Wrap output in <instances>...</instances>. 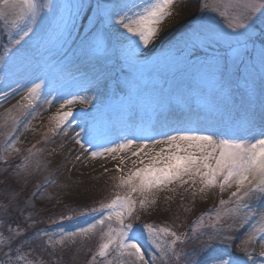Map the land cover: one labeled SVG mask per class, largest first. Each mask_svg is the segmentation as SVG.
Segmentation results:
<instances>
[{"label": "rangeland", "instance_id": "rangeland-1", "mask_svg": "<svg viewBox=\"0 0 264 264\" xmlns=\"http://www.w3.org/2000/svg\"><path fill=\"white\" fill-rule=\"evenodd\" d=\"M80 2L86 7L76 17L71 34L49 37L48 28L56 14L53 6ZM224 2L227 0H177L173 15L166 19L157 38L147 47L141 45L131 60L121 51L126 43L121 33L129 34L114 21L101 26L96 21L95 7L98 3L109 4L115 6L112 11H118L140 0H37L42 7L41 17L32 25L34 31L19 44L13 43L19 39V30L0 20V171L8 170L11 161L18 160L14 178L8 181L14 188L9 190L20 193L15 210L26 219L33 218L26 230H35L20 238V243L33 248L37 263L56 258L66 264H130L134 260L120 257L115 251L105 258L95 256L101 242L99 226L89 235L67 237L101 219L102 212L93 209H100L118 193L125 195L126 187H117L120 177L148 163L144 152L139 156L119 153L113 159L110 154L93 158L92 151L114 146L137 128L151 129L136 143L146 144L145 151L152 149L154 155L161 145L154 146L152 141L165 140L166 135L159 133L175 134L172 129L177 127L190 126L197 134H208L211 129L243 135L236 121L244 117H251L259 126L264 115L261 13L252 17L256 23L247 28V37L242 39L246 41L252 35L255 39L251 43L243 45L241 41L233 47L235 41L229 45L190 39L197 30L232 32L227 26L229 19L240 10L230 9L229 16H223L220 5ZM98 30L106 45L102 54L93 51V36ZM226 47L230 51L222 55L224 58L214 56L202 63L197 60L201 53L214 54ZM5 49L9 50L7 54ZM187 49L194 50L196 57H190ZM219 67L226 70L223 76ZM35 83H41L40 98L26 111L13 109L26 103L22 97ZM235 83L243 96H251L246 102L251 107L231 102ZM80 97L88 102L80 103ZM67 100L74 103L68 105ZM8 109H13L12 115H19L16 125L5 116ZM69 110L72 115L57 127L54 117ZM201 187L197 177L195 183L189 180L153 190L148 195L150 202L143 207L139 204L143 197L132 194L137 203L126 223L133 224L148 264H221L222 260L264 264L260 254L264 251V232L258 230L264 227V195L251 194L242 202L250 208L233 213L231 209L239 203L232 196L235 185L223 191L216 186L202 192ZM221 200L225 201L223 205ZM81 201L94 207L71 214L70 209L77 208L71 204ZM63 210L66 213L59 214ZM163 218L174 231L180 222L196 231L189 230L191 235L180 244L178 233L180 239L172 246L173 251H167L172 237L168 240L161 234L158 243L165 247L164 255L143 227L150 224L167 228ZM6 221H0V237L8 229ZM111 223L118 227L115 220ZM250 235L253 238L249 241ZM62 238L63 243H56ZM7 252V260L0 264H29L17 251Z\"/></svg>", "mask_w": 264, "mask_h": 264}, {"label": "snow or ice", "instance_id": "snow-or-ice-1", "mask_svg": "<svg viewBox=\"0 0 264 264\" xmlns=\"http://www.w3.org/2000/svg\"><path fill=\"white\" fill-rule=\"evenodd\" d=\"M176 2L177 0H140L139 4L133 3L118 11H112L114 5L98 3L95 7L96 21L101 26L112 25L114 21L115 25H119L129 34L124 36L121 33V38L126 41L121 51L131 60L132 55L138 52L141 45L147 47L157 38L166 19L173 15V7ZM85 7L83 2L53 6L56 14L50 22L48 36L70 35L71 28L75 26L76 17ZM220 7L223 9L221 15L226 17L229 16L230 9L240 10L237 15L231 16L229 19L227 26L232 29V32L201 33L197 30L190 37L193 42H224L230 45V42L235 41L239 45L242 39L247 37V28L256 23L252 17L256 16L258 12L264 17V11H262L264 10V0H227ZM41 12L42 7L37 3V0H0V20L19 30V39L14 40V44H19L21 40L29 36V33L34 31L32 25L37 23ZM89 19L91 20L92 17ZM261 23L264 24V19H261ZM93 44L94 52L102 54L106 50L103 34L99 30L93 36ZM233 51L237 52L238 49ZM8 52L9 50L5 49V53ZM262 56H264V51H262ZM132 62L135 63V61ZM40 89L41 83H35L28 88L27 93L22 97L26 103L13 106V109L19 108L21 111H26L40 98ZM4 98L7 99L6 94ZM48 102L51 103V101ZM79 102L87 103L88 101L86 98L80 97ZM65 103L70 105L74 103V100H67ZM61 107L63 108L64 105ZM13 109L6 110L5 116L12 125H16L20 117L12 115ZM71 115V110L58 113L54 117L56 126L59 127ZM236 127L241 129L244 134L221 133L219 130L211 129L208 130V134H197L196 130L187 125L172 129L175 134L161 132L159 134L166 135V139L152 141L154 146L161 145L160 150L154 155L151 154L152 149L145 151L146 144L136 143L138 138L143 139L144 134L151 129L137 128L130 134L124 135L120 142L114 146L92 151L93 158L110 154L113 159L119 153L130 152L132 156H139L141 152H144L148 163L143 164V161H139L143 164L142 167L130 171L127 176L120 177L117 187H126L125 195L118 193L109 203L101 205L100 209H93V211L102 212L101 219L86 228L79 229L78 233H68L67 237L72 238L78 234L89 235L99 226L101 242L95 256L105 258L115 251L120 257L134 258L130 264H136V262L148 264L144 259L142 247L135 238L133 224L126 223V220L132 216L137 203V200L133 198V193L143 197L139 200L140 206L143 207L150 202L148 195L152 194L153 190L177 182L186 184L192 180L195 183L198 177L202 185L200 188L202 192L206 188L216 186L223 191L225 187L230 188L235 185L236 191L232 193V196L239 203L231 209L233 213L250 208L249 205L242 203L246 197L255 193L264 195V115L261 116L258 127L251 117H244L236 121ZM76 143L79 144L80 140L76 139ZM163 145H167V148ZM121 163H123V159H121ZM133 163L137 162L133 161ZM224 203L225 201H220L221 205ZM113 220L118 227L112 226L111 221ZM106 223L107 228L105 229ZM143 227L149 240L162 255L166 254V249L161 243H158L161 234L172 237L167 251H173L172 246L180 239L175 232L166 227L155 228L150 224H145ZM258 230L264 232V227ZM252 238L250 235L249 241ZM56 243H63V238ZM260 254L264 256V251ZM108 264H112V261H108ZM221 264H231V261L222 260Z\"/></svg>", "mask_w": 264, "mask_h": 264}, {"label": "trees", "instance_id": "trees-1", "mask_svg": "<svg viewBox=\"0 0 264 264\" xmlns=\"http://www.w3.org/2000/svg\"><path fill=\"white\" fill-rule=\"evenodd\" d=\"M263 33H264V30H263ZM226 50L227 48L222 50V52H225ZM194 55H195V51L191 50L189 53V56L192 57ZM200 55H206V54L201 53ZM222 73H225V71L222 70L221 75ZM236 87H238V85H236ZM237 90L238 89H235V91ZM16 163H18V160L11 161L12 165L10 164L11 167L8 170L0 171V219L1 220H4V218L7 219L6 221L8 223L7 230L9 231L8 235H6V232H7L6 230L5 233L2 235V237H0V261L4 262L7 260L6 257H8L9 255V252L7 251H9L10 249V250L17 251L19 254L18 256H22L28 259L29 264H66L57 258L51 259V260H44L43 261L44 263L43 262L37 263L36 260L38 259V257L36 253L34 252L33 248L22 245L20 243V238H26L30 236V234L33 233V231L35 230V227H31L30 228L31 230L29 231L26 230L27 228H29L28 226H31L29 223L34 222L33 218L26 219L24 214L19 213V211L15 210L19 203L17 201L18 199H20L19 198L20 193L14 191V193L12 194L11 191L9 190V188H14V185H12V183L10 185L8 181H11L14 178L13 173H14V167L16 166L15 165ZM4 164L6 163H2V165ZM85 203L86 202H82V201L77 204L72 203L71 205H73V207L76 206L77 207L76 209H70L71 206H68L69 209L71 210V214H74L73 212L75 211H81V210L87 211L88 208L94 207V205L92 204H85ZM46 213L47 212H42L41 215L45 214L44 216H47ZM63 213H66V212L64 210L62 212H59V214H63ZM162 220L164 221L163 223L167 225V228H169L171 231L177 233V235L178 233H180L179 236H181V239L180 241H178L179 242L178 244H180L182 240H184L188 235H191L190 233H188L189 230L191 231V233L196 232L195 229L193 228H189L187 226H181V222L178 224L176 230L174 231V229L171 228L170 224L166 222L164 218ZM10 232H12V234ZM166 238L168 240L171 239V237L169 236H166ZM183 246L184 245H180L179 247H183ZM21 249L26 251V256H25L24 251ZM178 251H180V248H178Z\"/></svg>", "mask_w": 264, "mask_h": 264}]
</instances>
